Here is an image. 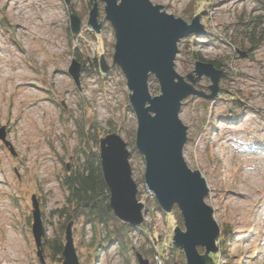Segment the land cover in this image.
<instances>
[{"label": "rangeland", "instance_id": "rangeland-1", "mask_svg": "<svg viewBox=\"0 0 264 264\" xmlns=\"http://www.w3.org/2000/svg\"><path fill=\"white\" fill-rule=\"evenodd\" d=\"M151 1L189 24L200 15L206 31L179 42L178 74L193 73L197 61L218 64L223 74L217 98L190 96L179 115L188 130L185 162L202 173L209 188L206 203L219 227L233 234L229 251L216 264H264V7L260 0H231L225 6L224 0ZM89 2L0 0V134L5 128L9 143L0 140V264H42L32 233L33 195L46 232L44 264H62L63 255L54 254L47 242L65 223L57 214L68 195L60 177L81 159L83 130L93 146L110 133L128 144L146 221L125 229L119 241L112 224L73 219L79 263L139 264L140 253L150 264H187L184 251L170 245L175 229H185L183 219L177 225L173 211L165 217L145 184V159L135 143L138 121L126 78L113 65L116 36L105 19V3L98 1V22L103 21L98 34L88 25ZM69 10L82 21L74 36ZM84 29L98 40L79 37ZM101 55L112 67L108 78L90 66ZM75 59L82 69L79 85L69 74ZM210 85L204 76L195 86L209 94ZM149 88L152 96L161 94L153 76ZM242 118L247 122L239 125ZM9 234L21 240L22 262L9 257Z\"/></svg>", "mask_w": 264, "mask_h": 264}, {"label": "water", "instance_id": "water-1", "mask_svg": "<svg viewBox=\"0 0 264 264\" xmlns=\"http://www.w3.org/2000/svg\"><path fill=\"white\" fill-rule=\"evenodd\" d=\"M65 1L69 3V0ZM98 1L105 3V19L112 25L116 36L113 65L120 68L126 78L130 105L138 121L135 143L145 159V184L166 214L175 207L180 211L185 229L177 227L172 239L174 247L184 251L187 264H208V257L220 250L221 228L213 216V207L206 203L209 188L202 173L193 171L185 162L183 150L188 130L179 115L183 102L190 96L217 98L223 74L209 62H195L194 72L185 78L175 68L179 42L186 36L206 33L200 25V15L189 24L168 14L163 10L164 6L154 5L151 0H93L88 25L98 34L103 29V21L98 22ZM69 14L74 36L82 30V21L74 12L69 10ZM99 66L105 75L112 70L103 55ZM81 72V64L75 59L69 67V74L77 85L80 84ZM152 76L159 83L160 95L152 96L150 93ZM204 76L211 80L209 94L195 86ZM0 140L9 144L5 128L1 131ZM99 144L101 166L110 190L114 215L136 229L145 222L144 206L137 197L138 186L132 176L128 144L116 133L101 138ZM32 201V233L37 255L44 264L42 244L46 232L40 202L35 195ZM73 226L74 222L70 221L65 230L62 264H80ZM199 248L205 250L203 255ZM137 259L139 264H150L140 253H137Z\"/></svg>", "mask_w": 264, "mask_h": 264}, {"label": "trees", "instance_id": "trees-1", "mask_svg": "<svg viewBox=\"0 0 264 264\" xmlns=\"http://www.w3.org/2000/svg\"><path fill=\"white\" fill-rule=\"evenodd\" d=\"M89 1L88 9L90 10V8H93L94 3L93 0ZM260 1L262 3V7H264V0ZM194 17L195 15L192 18ZM255 33L256 30L253 32V35H255ZM83 34L87 35L88 38L91 39L93 38L98 40L99 38V36L92 32L91 29L88 31L84 29L79 37L83 38ZM251 40L252 42L254 41L253 39ZM78 60L81 61L79 58ZM99 62L100 58L96 56V58L90 62V66L95 69L96 74L103 76V78H108V75H104L101 72ZM81 63L83 66V62ZM214 65L216 69L220 70V66H218V64L216 65L214 63ZM82 135L84 142L81 147V159L72 170H66L65 174L60 177L62 178L61 182L67 190L68 195L66 198L67 206L60 209L57 214L58 217L65 219V223L60 229V235H58L53 241L47 242V245L51 248L52 252L59 257H62V252L65 246V230L70 224V221H73V219L76 220L82 217L86 223H90L91 225L99 224L103 226L112 224L114 227V238H118L119 241L123 240L122 232H124L125 229H131L127 223H123L115 217L114 211L111 208L110 190L106 185L103 168L101 166L100 142L97 143L98 145L95 143L97 146H93L92 141L88 140L90 137L89 134L83 130ZM163 214L165 217L169 215L164 211ZM172 214H175L179 219L177 225L182 224L183 217H181L180 211L177 207L174 208ZM232 236V232L227 231L225 228L221 229L220 238L218 240V247L220 250L218 253L214 255L212 254L208 257V264H216L217 258L227 254L229 251L228 245L233 238ZM107 241L109 240H106V242ZM200 253L203 255L205 250L200 249Z\"/></svg>", "mask_w": 264, "mask_h": 264}, {"label": "bare ground", "instance_id": "bare-ground-1", "mask_svg": "<svg viewBox=\"0 0 264 264\" xmlns=\"http://www.w3.org/2000/svg\"><path fill=\"white\" fill-rule=\"evenodd\" d=\"M14 1V0H13ZM231 0H224L223 5L225 6L226 4H229ZM54 15H52L53 17ZM247 122L246 119L242 118L239 125H241L242 122ZM5 182V181H3ZM1 183V181H0ZM7 246L9 247V252L11 254V258H13L15 261H20L22 262V259L18 258V252L23 253L24 247L21 244V240L19 239L18 235L15 234H9V239H8V244Z\"/></svg>", "mask_w": 264, "mask_h": 264}, {"label": "built area", "instance_id": "built-area-1", "mask_svg": "<svg viewBox=\"0 0 264 264\" xmlns=\"http://www.w3.org/2000/svg\"><path fill=\"white\" fill-rule=\"evenodd\" d=\"M153 197H155V196H153ZM144 219H145V216H144ZM145 221H146V219H145ZM170 245L172 246V242H171ZM161 248H163L162 251L165 252L164 254L168 253V251L170 252V248H169V244H168V242L163 243V244L161 245Z\"/></svg>", "mask_w": 264, "mask_h": 264}]
</instances>
